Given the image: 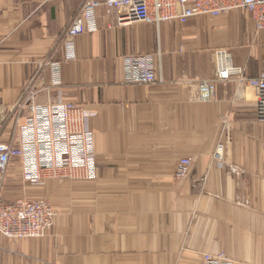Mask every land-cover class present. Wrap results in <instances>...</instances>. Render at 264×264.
<instances>
[{
    "label": "crops",
    "instance_id": "obj_1",
    "mask_svg": "<svg viewBox=\"0 0 264 264\" xmlns=\"http://www.w3.org/2000/svg\"><path fill=\"white\" fill-rule=\"evenodd\" d=\"M84 2L0 0V141L14 135L10 111ZM246 15L236 10L157 28L118 26L105 7L97 11V31L77 37L75 61H62V99L94 113L98 176L34 188L18 165L9 167L6 202L44 199L57 218L43 238L0 235V264H203L204 254L218 252L264 264V124L255 118L254 93L228 81L204 103L197 90L215 76L218 50L227 49L248 77L264 71V51L251 53L264 32L257 35ZM231 16L253 27V39L237 55L209 31ZM149 53L165 83L126 84L122 59ZM57 58L63 60L62 51ZM58 99L52 92L35 102ZM219 144L226 149L223 166L213 159ZM182 158L192 167L178 179Z\"/></svg>",
    "mask_w": 264,
    "mask_h": 264
},
{
    "label": "built area",
    "instance_id": "obj_2",
    "mask_svg": "<svg viewBox=\"0 0 264 264\" xmlns=\"http://www.w3.org/2000/svg\"><path fill=\"white\" fill-rule=\"evenodd\" d=\"M105 7L114 14L118 26H130L135 22L153 25H186L200 17L217 18L236 10L245 12L254 22L258 35L264 32V0H85L81 9L60 34L54 54L41 69L32 75L24 87L18 106L10 111L16 117L14 135L8 141H0V235L6 239L22 240L43 238L55 228L57 215L51 203L44 199H24L7 203L3 197L4 181L8 168L18 165L23 182L32 187H43L50 179H77L93 181L98 176L95 141L89 120L94 113L86 108L62 99V61L73 62L77 56L75 39L98 29L96 14ZM63 52V60L57 53ZM159 54V53H158ZM214 77L197 84L199 100L209 102L216 95L218 83L235 81L254 93L255 118L264 124V71L248 77L242 67L234 65L227 49L215 51ZM123 78L130 85H157L165 83L161 72L157 73L152 53L126 56L122 59ZM57 92L58 101L47 104L35 102L40 94ZM27 116L18 123L23 113ZM213 159L225 163V145L219 144ZM192 161L182 158L175 176L178 179L190 173ZM238 173L233 169V173ZM203 264H248L237 262L226 252L206 253Z\"/></svg>",
    "mask_w": 264,
    "mask_h": 264
},
{
    "label": "rangeland",
    "instance_id": "obj_3",
    "mask_svg": "<svg viewBox=\"0 0 264 264\" xmlns=\"http://www.w3.org/2000/svg\"><path fill=\"white\" fill-rule=\"evenodd\" d=\"M240 12V10H239ZM243 14V13H242ZM244 15V14H243ZM247 17V15H246ZM215 24V23H214ZM251 23L243 17L231 16L226 20L222 21L220 24L210 27V36L214 39H217L219 42H226L227 45L234 51V54L237 55L241 51H235L237 47L248 46L250 41L253 39V30ZM254 43V42H253ZM258 47L252 49V54H261L264 51V35L260 36Z\"/></svg>",
    "mask_w": 264,
    "mask_h": 264
}]
</instances>
